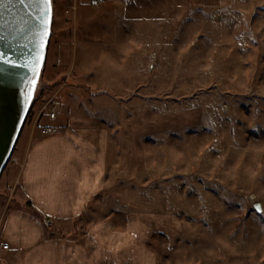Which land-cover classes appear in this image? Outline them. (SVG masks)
<instances>
[{
	"label": "rangeland",
	"instance_id": "374dc122",
	"mask_svg": "<svg viewBox=\"0 0 264 264\" xmlns=\"http://www.w3.org/2000/svg\"><path fill=\"white\" fill-rule=\"evenodd\" d=\"M52 2L39 87L11 158L61 101L104 117L116 136L135 128L147 166L110 162L109 184L120 186L103 210L163 216L155 264H264V0ZM18 164L0 177V204L18 191Z\"/></svg>",
	"mask_w": 264,
	"mask_h": 264
},
{
	"label": "crops",
	"instance_id": "0c3cea01",
	"mask_svg": "<svg viewBox=\"0 0 264 264\" xmlns=\"http://www.w3.org/2000/svg\"><path fill=\"white\" fill-rule=\"evenodd\" d=\"M114 129L62 101L54 118L40 119L16 158L18 191L0 204V244L8 245L0 264H155L163 216L131 208L122 216L118 203L103 210L107 189L119 185L109 184L111 163L132 173L147 166L143 133Z\"/></svg>",
	"mask_w": 264,
	"mask_h": 264
},
{
	"label": "water",
	"instance_id": "95a60500",
	"mask_svg": "<svg viewBox=\"0 0 264 264\" xmlns=\"http://www.w3.org/2000/svg\"><path fill=\"white\" fill-rule=\"evenodd\" d=\"M47 7L44 0H0V177L39 87L52 34V0L50 13ZM255 207L262 211L260 204Z\"/></svg>",
	"mask_w": 264,
	"mask_h": 264
},
{
	"label": "snow or ice",
	"instance_id": "6c2138e0",
	"mask_svg": "<svg viewBox=\"0 0 264 264\" xmlns=\"http://www.w3.org/2000/svg\"><path fill=\"white\" fill-rule=\"evenodd\" d=\"M20 2L23 3L24 0H20ZM44 3H45L46 5H48V7L45 9V11L50 13V10H51V9H50L51 0H44ZM49 22H50V16H49L47 19L44 20V23H45V24H48ZM44 35L47 36V30H45ZM41 58H42V57H41ZM32 83H33V86H34L35 81L33 80ZM28 99H30V95L28 96Z\"/></svg>",
	"mask_w": 264,
	"mask_h": 264
},
{
	"label": "built area",
	"instance_id": "2783aa9c",
	"mask_svg": "<svg viewBox=\"0 0 264 264\" xmlns=\"http://www.w3.org/2000/svg\"><path fill=\"white\" fill-rule=\"evenodd\" d=\"M50 117L51 118H54L55 117V111H54V109H51L50 110ZM10 160H12L13 162H15L17 164L19 163V161L16 158H14V159L10 158ZM46 223L49 224V220H46ZM7 248H8V245L7 244H0V250L1 249H7Z\"/></svg>",
	"mask_w": 264,
	"mask_h": 264
},
{
	"label": "trees",
	"instance_id": "16d2710c",
	"mask_svg": "<svg viewBox=\"0 0 264 264\" xmlns=\"http://www.w3.org/2000/svg\"><path fill=\"white\" fill-rule=\"evenodd\" d=\"M25 208H26L27 211L31 212V213H32L33 215H35L36 217L41 218V216H40L38 213H35V212H33V211L30 209V202H26V203H25ZM44 225L47 226L45 222H44ZM47 227H48V226H47Z\"/></svg>",
	"mask_w": 264,
	"mask_h": 264
}]
</instances>
